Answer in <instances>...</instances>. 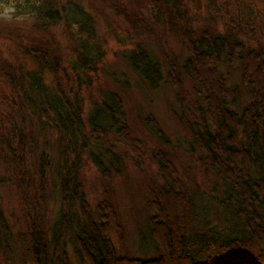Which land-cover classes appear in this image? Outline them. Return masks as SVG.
Masks as SVG:
<instances>
[{
    "label": "trees",
    "instance_id": "16d2710c",
    "mask_svg": "<svg viewBox=\"0 0 264 264\" xmlns=\"http://www.w3.org/2000/svg\"><path fill=\"white\" fill-rule=\"evenodd\" d=\"M152 1L158 9L160 0ZM161 1L170 27L178 24L188 39L180 68L175 73L172 66L165 74L159 55L138 42L124 51L123 58L150 89L158 88L162 82H170L178 89L179 77L189 78L190 89L185 93L192 95L191 106L186 112L174 113L187 124L190 149L197 144L204 150L206 159L201 163L216 179L219 177L222 190L217 197L210 195L214 201L208 200L196 185L177 176L168 150L164 149L169 144L168 136L157 119L147 114L145 122L163 145L152 154L163 182L150 188L153 212L147 215L144 224L138 225L131 252L125 243L122 245L125 250L118 252L108 234L110 221L121 229L111 198L104 194L96 209L91 210L78 178L81 157L76 153L74 160L59 171L60 201L50 226L44 225L38 210L34 215L28 212L23 219L24 229L18 238L30 264H71L67 244L84 264H264V53L260 48L245 49L244 41L232 29L188 31L184 24L175 23L182 18L173 17L179 13L176 6L182 0ZM27 3L30 15L40 26L63 21L74 40L69 65L76 75V84L89 85L88 71H94L104 55L102 42L90 40L95 29L93 14L80 0ZM134 13L126 14L132 22H136L137 15L142 16ZM141 26L145 31L150 28L148 22ZM47 47L32 43L25 48L37 63L36 68L27 72L30 93L25 94L26 99L56 128L60 156L65 149L80 147L105 177L119 171L123 161L105 145L104 151L99 139L103 141L109 132L119 138L129 137L121 96L113 88H101L83 115L80 87L66 92L58 81L54 88H48L43 81L41 66L57 72V66L47 60V55L55 57ZM251 56L255 64L250 62ZM234 58L237 64H233ZM222 63L239 68V82H228V75L220 68ZM123 81L128 82L126 78ZM242 88L250 93L245 101L239 100ZM85 118L97 133L94 145L86 143ZM15 150L16 156L23 153V138ZM37 164L36 173L42 181L48 165L46 154H41ZM43 192L44 185L40 182L39 195ZM212 218L219 222H213ZM10 228L0 206V245L5 249L6 264L12 261Z\"/></svg>",
    "mask_w": 264,
    "mask_h": 264
},
{
    "label": "rangeland",
    "instance_id": "374dc122",
    "mask_svg": "<svg viewBox=\"0 0 264 264\" xmlns=\"http://www.w3.org/2000/svg\"><path fill=\"white\" fill-rule=\"evenodd\" d=\"M16 1L0 0V206L11 227L12 261L9 260V264H30L24 254L23 243L18 238L24 229L23 219L28 212L34 215L38 210L44 225L50 226L60 201L59 171L74 160L76 153L81 157L78 178L83 183L91 210L96 209L104 194L111 198L121 229L116 222L110 221L108 234L118 252L125 250L122 247L124 243L131 252L138 225L144 224L147 215L153 212L149 202L150 188L155 183L157 186L163 182L152 155L154 149L163 145L145 122L147 114L157 119L168 136L169 144L164 149L168 150L177 176L196 185L208 200L214 201L210 195L219 196L222 190L219 177L216 179L211 170H205L201 162L206 157L201 146L194 144L190 149L191 134L187 124L174 113L186 112L191 106L192 95L185 93L190 89L189 78L181 75L178 89L170 82H162L158 88L150 89L123 58L124 51L138 42L149 46L159 55L165 74L167 69L172 70V66L175 73L180 68L182 58L187 53L188 39L178 24L170 27L161 0L158 9L162 13L157 12L152 0H80L95 19L94 37H90V40L99 39L104 49L96 69L88 71L89 85L81 86L76 84V75L70 69L74 40L63 21L40 26L30 15L28 0H19L22 1L19 4ZM176 7L180 11L173 17L182 19L175 23L184 24L188 31L199 33L205 29L227 32L232 29L244 41L245 49L257 51L260 48L264 53V0H182ZM134 11L142 15H137L136 22L126 15L135 14ZM143 22H148L149 30H144L141 26ZM135 23L141 27H135ZM90 25L87 27L90 28ZM32 43H43L54 52L55 57L47 55V60L57 66V74L41 66L43 81L48 88H54L56 81L66 92L80 87L83 115L91 106V100L98 97L101 88H113L119 93L129 124V137L119 138L109 132L103 141L99 139L104 151L110 149L123 161L119 171H112L105 177L87 151L80 147L77 150L65 149L60 156L56 128L25 97L26 93H30L27 72L37 65L25 49ZM252 58L254 56L250 57V62L255 64ZM237 63L234 58L233 64ZM220 68L228 75L229 83L239 82L238 67L222 63ZM80 75L84 79V73ZM123 78L128 82L124 83ZM241 92L239 100L250 98L249 91L242 88ZM178 93L181 99H178ZM84 124L86 143L94 145L97 133L91 130L86 118ZM21 138L24 139V150L16 156L15 149ZM41 154H46L48 159L42 181L36 173ZM40 182L44 185L43 195H39ZM95 218L98 220L97 216ZM212 221L219 222L216 218H212ZM67 250L71 264H84L79 261L71 245L67 244ZM0 264H6L2 245Z\"/></svg>",
    "mask_w": 264,
    "mask_h": 264
}]
</instances>
